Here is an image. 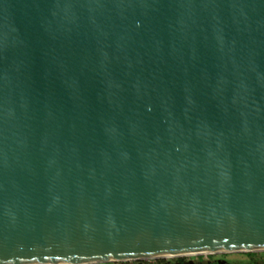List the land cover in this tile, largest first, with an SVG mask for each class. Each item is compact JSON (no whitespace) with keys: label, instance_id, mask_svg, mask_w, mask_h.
Here are the masks:
<instances>
[{"label":"water","instance_id":"obj_1","mask_svg":"<svg viewBox=\"0 0 264 264\" xmlns=\"http://www.w3.org/2000/svg\"><path fill=\"white\" fill-rule=\"evenodd\" d=\"M264 252V0H0V264Z\"/></svg>","mask_w":264,"mask_h":264},{"label":"rangeland","instance_id":"obj_2","mask_svg":"<svg viewBox=\"0 0 264 264\" xmlns=\"http://www.w3.org/2000/svg\"><path fill=\"white\" fill-rule=\"evenodd\" d=\"M210 257L214 260H225L228 262H234V261H248L250 260L251 256L247 255L245 252H234V253H223V254H211V255H202V257ZM200 257V260L198 262V258ZM200 255H193V256H185L181 258H185L184 261L186 264H195L194 262H198L200 264H203V259ZM257 257H263L264 258V252H257ZM180 257H172V258H161V259H150V260H142V261H151V260H160L162 264H176L179 262L177 259ZM147 264H152L151 262Z\"/></svg>","mask_w":264,"mask_h":264},{"label":"trees","instance_id":"obj_3","mask_svg":"<svg viewBox=\"0 0 264 264\" xmlns=\"http://www.w3.org/2000/svg\"><path fill=\"white\" fill-rule=\"evenodd\" d=\"M247 255L251 256V261L255 264H264V258L263 257H257V253H246ZM178 259H182L181 257ZM151 262L152 264H162L160 260H151V261H126V262H112V263H102V264H147Z\"/></svg>","mask_w":264,"mask_h":264},{"label":"flooded vegetation","instance_id":"obj_4","mask_svg":"<svg viewBox=\"0 0 264 264\" xmlns=\"http://www.w3.org/2000/svg\"><path fill=\"white\" fill-rule=\"evenodd\" d=\"M202 257V256H201ZM185 258H182L181 260L180 259H177L179 262H177L176 264H186V262L184 261ZM202 259L204 260L203 261V264H255L253 263V261L248 260V261H234V262H228V261H225V260H214V259H211L210 257H202ZM200 260V257L198 258V262ZM198 262H194L195 264H200Z\"/></svg>","mask_w":264,"mask_h":264}]
</instances>
